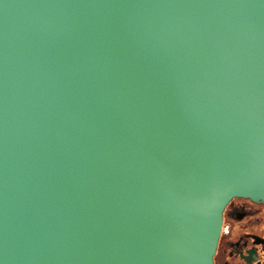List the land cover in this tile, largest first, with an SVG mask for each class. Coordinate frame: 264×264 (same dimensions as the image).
Wrapping results in <instances>:
<instances>
[{
    "label": "water",
    "instance_id": "obj_1",
    "mask_svg": "<svg viewBox=\"0 0 264 264\" xmlns=\"http://www.w3.org/2000/svg\"><path fill=\"white\" fill-rule=\"evenodd\" d=\"M264 203V0H0V264H215Z\"/></svg>",
    "mask_w": 264,
    "mask_h": 264
},
{
    "label": "flooded vegetation",
    "instance_id": "obj_2",
    "mask_svg": "<svg viewBox=\"0 0 264 264\" xmlns=\"http://www.w3.org/2000/svg\"><path fill=\"white\" fill-rule=\"evenodd\" d=\"M215 264H264V203L236 197L225 206Z\"/></svg>",
    "mask_w": 264,
    "mask_h": 264
}]
</instances>
